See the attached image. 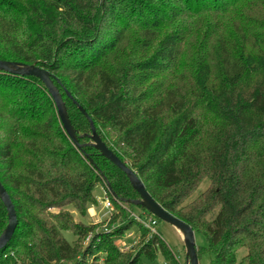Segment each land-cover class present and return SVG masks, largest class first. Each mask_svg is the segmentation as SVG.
I'll use <instances>...</instances> for the list:
<instances>
[{
	"label": "trees",
	"instance_id": "1",
	"mask_svg": "<svg viewBox=\"0 0 264 264\" xmlns=\"http://www.w3.org/2000/svg\"><path fill=\"white\" fill-rule=\"evenodd\" d=\"M0 59L57 78L100 169L70 140L40 79L0 71V180L18 219L0 264H142L159 251L179 264L127 211L135 205L120 199L138 193L89 144L90 123L67 92L155 200L205 236L198 257L264 264V0H0ZM97 185L114 204L110 230L71 211L85 216ZM7 223L0 200V234ZM132 230L137 240L122 250Z\"/></svg>",
	"mask_w": 264,
	"mask_h": 264
},
{
	"label": "water",
	"instance_id": "2",
	"mask_svg": "<svg viewBox=\"0 0 264 264\" xmlns=\"http://www.w3.org/2000/svg\"><path fill=\"white\" fill-rule=\"evenodd\" d=\"M0 71L9 72L16 75L23 76H34L40 79L49 93L51 94L54 103L56 105L57 114L61 121V124L69 136L70 140L73 144L89 159V161L94 164L97 170H100L98 166L94 163L91 156L84 150V145L79 141V136L75 127L73 126L69 113L67 110L66 103L62 97V94L55 84L57 78L50 73L46 68L36 65L35 63L28 64L24 62L11 61V60H2L0 59ZM69 98L72 99L73 103L77 106V108L87 117L90 126L91 133L87 134L90 138L89 144L92 145L99 153L112 162L116 167H118L129 179L130 184L133 189L138 193V199H120L123 203L133 204L135 206H140L146 209L149 213H152L157 218L162 221L168 222L182 234L184 246H185V264H199V257L197 254V245L195 240V232L192 227L173 215L171 212L166 210L155 198L149 193L146 189L143 181L138 176L137 172L133 170L126 162H124L101 138V136L97 133L95 125L88 115L86 110L77 102V100L71 95L70 92H67ZM104 180L108 183L110 188L109 181L107 178L102 175ZM0 200L4 204L7 216L8 223L2 233L0 234V249L6 247L11 240L16 227L18 225L17 213L15 209V205L11 199V196L3 183L0 180Z\"/></svg>",
	"mask_w": 264,
	"mask_h": 264
},
{
	"label": "rangeland",
	"instance_id": "3",
	"mask_svg": "<svg viewBox=\"0 0 264 264\" xmlns=\"http://www.w3.org/2000/svg\"><path fill=\"white\" fill-rule=\"evenodd\" d=\"M230 21L231 19L228 18L227 20L223 21L222 23V30H229L230 28ZM178 27V25H176ZM192 38V37H190ZM134 43V41H133ZM209 181L208 179H205L199 187L196 189V191L187 199L188 201H191L194 199L197 195H199L202 191H204L208 187ZM93 195L96 198L97 203L95 205H90L87 209V213L85 216H81L78 214L73 208L72 213L74 215V219L76 221H81L83 223H93L100 219H102L106 214H108V208L104 206V197H103V191L102 187L100 185H97L93 190ZM133 211L135 213H143V210L138 206H133ZM130 209H127L128 212ZM157 232L160 234L162 240L168 245V247L172 250L175 259L179 264H185V246L183 241L182 234L177 230L176 227L171 225L168 222L165 221H158L156 225ZM131 231V230H130ZM127 231V232H130ZM124 234V238L122 239L121 243L127 242L128 244H132L133 241L136 239V235L133 237H128L129 233ZM132 232H136L135 230H132ZM64 235L66 239L69 242L74 241L75 235L73 232L66 231L64 232ZM196 245L198 247L204 248L207 246V240L205 236L202 234H196L195 235ZM245 249L242 248L239 250V257H241L242 254H244ZM211 254L207 251L202 253L199 257V264H211ZM141 262L142 264H171L172 261L167 259L160 251L157 253V255L150 259L146 255L141 256Z\"/></svg>",
	"mask_w": 264,
	"mask_h": 264
},
{
	"label": "built area",
	"instance_id": "4",
	"mask_svg": "<svg viewBox=\"0 0 264 264\" xmlns=\"http://www.w3.org/2000/svg\"><path fill=\"white\" fill-rule=\"evenodd\" d=\"M102 191H103V197H104V206L106 208H108V214H106L102 219L94 222V224H102L103 228L105 230H110L107 228V224L110 221L113 213H114V204L112 199L109 197L107 190L102 187ZM130 215L132 218H134V220L139 223L144 229H146L149 233V235H153V234H157V229H156V225H157V218L155 217V215H153L152 213H135L134 211H130ZM136 233L135 232H129L128 237H133L135 236ZM137 235H136V239L133 241L132 244H128L127 242H123L120 246V248L122 250H130L132 248V246L134 245V243L137 240Z\"/></svg>",
	"mask_w": 264,
	"mask_h": 264
},
{
	"label": "crops",
	"instance_id": "5",
	"mask_svg": "<svg viewBox=\"0 0 264 264\" xmlns=\"http://www.w3.org/2000/svg\"><path fill=\"white\" fill-rule=\"evenodd\" d=\"M94 223V222H93Z\"/></svg>",
	"mask_w": 264,
	"mask_h": 264
}]
</instances>
